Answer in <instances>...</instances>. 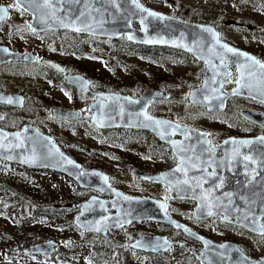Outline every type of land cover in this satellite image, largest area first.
I'll return each instance as SVG.
<instances>
[{
    "label": "rangeland",
    "instance_id": "rangeland-1",
    "mask_svg": "<svg viewBox=\"0 0 264 264\" xmlns=\"http://www.w3.org/2000/svg\"><path fill=\"white\" fill-rule=\"evenodd\" d=\"M143 5L160 12L171 14L191 22H203L214 25L226 38L238 45L254 44L257 32L248 28V23H264V14H253V0H137ZM0 4L13 5L14 0H0ZM30 16L21 14L14 8L9 9V18L0 27V42L17 49L29 48L38 56L58 60L67 72H78L91 79L97 90L119 91L138 96L144 88L163 89L170 94L168 99H155L148 110L151 114L162 115L185 123L207 125L216 131H230L228 127H219L221 117L207 116L202 110L191 106L188 101L190 88L200 85L206 71L202 63L181 56L173 57L162 50L157 51L158 64L147 61L139 55L123 52L113 45L112 40L86 41L78 34L39 35L29 28ZM121 44H118L120 46ZM72 46V47H71ZM74 48L78 51H74ZM10 66L3 75L8 80V87L13 91L24 90L27 100L25 107L15 114L19 122L26 119L40 130L58 139L61 148L73 156L82 166L97 167L106 171L115 186L130 194L151 195L166 198L163 188L135 181L134 177L121 166L122 157L130 151L139 150L141 143L128 140H145L149 135L141 131H107L98 133L90 121V112L86 106L90 97L78 93L65 82L62 74L51 73L33 65ZM171 86V87H170ZM53 107H69L82 111L76 121H66L51 114ZM96 128V127H95ZM97 129V128H96ZM117 140L115 144L103 143V137ZM130 137V138H127ZM144 161L157 167L164 164L154 156L145 154ZM153 167V166H152ZM20 181L27 185L33 199L39 202L56 204L57 214L43 216L37 222H30L23 214H16L7 206L8 195L1 191L2 186ZM82 191V192H81ZM93 190L80 189L77 184L53 171L30 170L18 164L0 160V264H90L94 257L92 242L104 244L108 258L119 264H167L166 262L180 254L182 248L150 255L133 250L128 246L130 231L143 233L158 232L153 223H136L132 226L109 232L114 243L107 244L95 233H88L73 224V216L79 211L81 200ZM172 214L189 222L192 204L190 202H170ZM206 229L216 238L222 235L235 239L247 254L255 259L264 253V240L241 231H229L222 228L215 220L206 224ZM87 234V236H86ZM224 236V237H225ZM52 238L60 245L53 255H24L22 248L34 242ZM72 239L71 245L63 240ZM104 242V243H103ZM116 254V255H115ZM111 264V263H109ZM116 264V263H115Z\"/></svg>",
    "mask_w": 264,
    "mask_h": 264
},
{
    "label": "water",
    "instance_id": "water-1",
    "mask_svg": "<svg viewBox=\"0 0 264 264\" xmlns=\"http://www.w3.org/2000/svg\"><path fill=\"white\" fill-rule=\"evenodd\" d=\"M137 3L159 15L149 16L148 12L141 11L137 7ZM0 6L6 5L0 4ZM54 7L55 15L52 7H45L43 0H37V4L31 10L25 11L30 16V28L32 30L34 28L36 32L66 29L109 40L125 37L128 42L134 44L182 51L204 64L208 73L202 78L200 85L190 89L188 100L192 104L205 107L207 111L221 110L225 99L230 95L245 94L252 97L255 95L250 90L242 92L237 81L236 87L230 92H223L222 86L229 73L228 66L240 61L246 62L252 55L224 42L220 38L218 29L212 24L187 21L143 5L139 1L134 3L133 0H58ZM7 19L8 17L4 21ZM208 28L213 31L211 33L206 31ZM222 45L246 53L247 57L228 52ZM9 61L34 63L37 58L31 51H18L0 44V64ZM42 62L57 72L65 71L64 66L56 60L43 59ZM65 81L78 93L93 98L87 105V110L91 113V123L100 130L130 128L148 131L161 141L172 145L173 149H178L173 143L174 135L184 137L205 134L201 129L172 118L149 113L148 107L152 100L168 97L164 92L147 88L143 89L140 95L132 96L119 91L96 90L92 87L91 80L78 72L66 74ZM234 89L237 91L234 92ZM0 102L21 107L23 97L16 93L0 92ZM51 113L56 118L69 121L77 120L80 115L78 110L63 107H54ZM155 121H168L171 126L157 125ZM175 125H179V129H176ZM226 144L224 143L221 148ZM237 150L239 154L249 153L246 147ZM237 150L228 152L226 157H239ZM217 153L219 154V150ZM0 160L30 170L53 171L73 180L79 188L106 195L91 194L81 201L79 211L73 216V224L82 231L96 233L109 239L107 233L111 229H120L137 221L161 222L181 229L187 236L201 242V246L193 247L194 257L201 264H255V262L264 264V253L260 258L255 259L242 251L235 242H216L195 232L186 223L173 218L168 213L166 201L152 196L129 194L113 186L108 174L99 168L82 166L61 149L52 135L32 124H24L16 130L0 128ZM69 160L73 163H68ZM135 173L148 181L166 185L171 198L196 199L198 204L194 213L198 218L220 214L222 221L264 236V231H261L264 228L262 221L264 186L258 185L255 189H246L245 192L243 191L245 194L242 195L238 187L235 191L230 185L225 186L226 188L216 187L219 182L213 179L201 181L200 183L204 184H200V188L202 185L204 189L198 190L200 188L196 185L199 182L193 180L191 173L181 172L180 168L179 170L171 168L160 173L135 170ZM229 174L228 170L227 177ZM184 181L188 183L185 184ZM132 236L133 240L129 243V247L145 253H164L174 245L181 244L180 241L161 234L139 235L137 232H132ZM63 243L69 246L73 241L66 238ZM58 247L57 240L48 238L25 245L22 253L34 256L53 255Z\"/></svg>",
    "mask_w": 264,
    "mask_h": 264
},
{
    "label": "flooded vegetation",
    "instance_id": "flooded-vegetation-1",
    "mask_svg": "<svg viewBox=\"0 0 264 264\" xmlns=\"http://www.w3.org/2000/svg\"><path fill=\"white\" fill-rule=\"evenodd\" d=\"M253 1L255 4L253 9H252L253 14H260V15L264 14V0H253ZM8 18H9V16H8ZM4 22L0 23V27L3 25ZM247 27L250 28V30L257 32L256 39L254 41L255 43L251 44V45H238V44L234 43L233 40L226 38L225 35L220 30H218L220 38L224 42L250 53L252 55V57L255 58V61H259V63H256L255 61L247 58L246 62L240 61L239 63H234V64L229 65L228 66V71H229L228 78L224 82V84L222 86V90L224 93H228L233 88H235L237 83L239 82L240 90L242 92H246V91L250 90L251 92L255 93V95L253 97L245 95V94L230 95L225 99L224 107L218 111H207L205 107L197 106V105L189 102L191 104V106H193L194 108H196L198 110H202L203 113L206 114L207 116L221 117V120L219 122V127H228V128H230V131L223 132L222 131L223 129H219V131H216L214 128L207 126V125L201 126L199 123H196V122L185 123V122H181V121L177 120L181 123H184L186 125L201 129L205 132V134H203V135H192V136H184V137L181 135L172 136V139L175 142V147L178 148L179 149L178 150L175 148L173 149L172 145L161 141L158 137H156L155 135H153L152 133H150L148 131L135 130V129H130V128L109 129V130H100L99 129L100 131H118V132H121V131H126V132L141 131V132H147L149 135L146 136L145 140H136L135 139V140L125 141V139L123 138V142L126 143L125 146L123 147L124 150H125L126 146L129 144V142L131 141L133 143H137V142L141 143V145H142L141 148H145V151H139V150L130 151V147H128L129 150H127V153H130V155H125L121 158L122 159L121 166L124 169H126L134 177L135 181H143L149 185L159 186V187L163 188V191L166 194V198L165 199L158 198V197H155V198L162 199V200L166 201V203L168 205V213L170 216H172L173 218H175L179 221L186 223L195 232H197L203 236H206V237H208V238H210L216 242L233 241L246 254H247V252L240 246V244L235 239H233L229 236H225V235H222V238H219V239L214 238L211 235V233H209L206 230V229H209L206 226V224L215 220L216 222H218V224L222 228L229 230V231H241V232H244L246 234L252 235L254 237H261L263 240H264V236H260V235L250 233L246 229H244L238 225H235V224L230 223V222L222 221L220 214H212L209 217L198 218L194 213V210L198 204L196 199H193V198H189V199L171 198L169 196L168 187L166 185L148 181V180L144 179L143 177H141L140 175H138L137 173H135V170H140V171H144L147 173H160L164 170H168L171 168H177V169L180 168L181 172L187 171V172L191 173L193 175V180L198 181L199 184H202V183H200L201 181L205 182L204 180L211 181V179H213L214 181L219 182V184H222L221 187H225L227 185H230L234 191L237 190L236 188L238 187V189H240L242 191V193H241L242 195L245 194L244 192L246 189H255V187H258V185H260L262 187L264 186V143H260L259 139H258L260 137H264V95H262V94H264V68L261 67V64H264V23H260V24L256 23V22L252 23V24L248 23ZM216 29H218V28H216ZM34 32L39 34L40 36L45 35V34H52V35L56 34V35L61 36L64 33L65 34H78L79 37L82 35H85V34H79L76 32H72V31H69L66 29L65 30H47L44 32L34 31ZM0 44H4V43L0 42ZM4 45H6V44H4ZM7 46L14 49V50H18V51H31L29 48L17 49V48H14L12 46H9V45H7ZM75 51L77 52L78 49L76 48ZM177 51H179V50H177ZM31 52L37 58V61L34 63L27 62V61H9V62H5L3 64H0V92H2V93H16V94H20L23 97V105L21 107L12 106V105L4 104V103L0 102V128L6 129V130H16V129H19L20 127H22L24 124L34 125L32 122H30L26 119L19 122V116H17L15 113L18 110L23 109L25 107L27 97H26L24 90L13 91L12 89H10L8 87V80L3 77V75L7 74L4 71L5 69H7L10 66H15V69H18L19 68L18 66L33 65V66H37L40 69L45 70L47 72H51V73L54 72L57 74H62V75H64V77L68 73H74V72H67L65 67H64L65 71L63 73L57 72L42 62L43 59H52V60H56V59L38 56L33 51H31ZM56 61H58V60H56ZM197 62H199V61H197ZM203 66H204V64H203ZM204 68H205V66H204ZM205 71H206V73H205V75H206L208 73L206 68H205ZM201 81H202V79H201ZM236 81H237V83H236ZM91 83H92V81H91ZM92 87L94 88L93 83H92ZM194 87H196V86H194ZM144 89H147V88H144ZM150 89H154V88H150ZM167 90L163 89V91H161V92H164L168 95V97L165 99H168L170 97V94H168L166 92ZM103 91H112V90L109 89V90H103ZM158 91H160V90H158ZM187 98H188V96H187ZM91 99L93 100V98H91ZM151 102H150V104H151ZM63 108H69V107H63ZM70 109H74V108H70ZM86 110H87V106H86ZM79 114H80L79 115V118H80L82 111H79ZM90 117H91V113H90ZM62 120H65V119H62ZM66 121H69V120H66ZM74 121H76V120H74ZM34 126H36V125H34ZM103 138H104L102 140L103 143L115 144L117 141L115 139V136L112 138L104 136ZM127 138H130V137H127ZM54 139L57 141V143L59 142L57 138L54 137ZM233 140H236V141L251 140V141H253V143L246 145V146H241L239 144H234L232 142ZM226 142H227V144L221 148V146ZM59 146H60V144H59ZM243 147L248 148L249 153L237 154V155H239V157H233V158H230L229 156H228L229 158L226 157V154L228 152H233V151L237 150L238 148H243ZM181 149H186V151H182ZM217 150H219V154L217 153ZM145 154H147L149 156H154L155 158L161 160L162 163L164 164V166H162V167L158 166L157 167V162H155V161L151 162V164L146 163L143 159ZM222 154H224V155H222ZM68 155H70V154H68ZM244 156H250V157H252V160H245ZM189 157H191L192 159L189 160ZM253 161H255V163H253ZM193 164H196L197 167L193 168L192 167ZM88 168H92V167H88ZM95 168H97V167H95ZM204 169H206V170H204ZM228 170L230 172L229 177H227V175H226V172ZM102 171H104V170H102ZM104 172L106 174H108L106 171H104ZM212 173H215V175H212ZM202 175H204L206 177H201ZM108 176H109V180H110L111 184L113 186H115L114 183L112 182V179H111L109 174H108ZM202 185H201V188L199 187L200 189H198V188L197 189L198 190L204 189V186H202ZM115 187H117V186H115ZM117 188L120 189L119 187H117ZM80 189H82V188H80ZM120 190H122V189H120ZM122 191H124V190H122ZM247 194L248 193H246V195ZM251 194L253 195V193H251ZM98 195L106 196L103 194H98ZM134 195H137V194H134ZM143 196H151V195H143ZM152 197H154V196H152ZM172 201H174V202L187 201V202H190L192 204L191 220L189 222L184 221V220L176 217L175 215H173L171 213L172 212L171 211L172 206H170V202H172ZM262 221L264 223V217L262 218ZM136 223H153V224L158 226L159 231L158 232H150L148 234L166 235L169 239L177 240V241L181 242V244H179V245H174L169 251L173 250L174 248H182V249H185L184 253H190L194 257L193 247L202 245L200 241L194 239L193 237L187 236L181 229L174 228L171 225L161 223V222L137 221V222H133L127 226H124L122 228L132 226L133 224H136ZM122 228H120V229H122ZM120 229H116V230H120ZM111 231H114V230H112V229L108 230V233H107L108 236L110 237L109 239H106L105 237L98 235L96 233L95 234L100 236L99 238L103 239L104 242H106V241L110 242V243L112 242V244L119 246L116 243H114V239L110 236L109 232H111ZM132 232H137L139 235L146 234V233L138 232L135 230L130 231L129 234H130L131 241L133 240ZM131 241H129V243ZM129 243H128V246H129ZM59 245H60V243H59ZM133 250H135V249H133ZM136 251L143 252L140 250H136ZM169 251H167V252H169ZM143 253H145V252H143ZM164 253H166V252H164ZM145 254L158 255V254H162V253H145Z\"/></svg>",
    "mask_w": 264,
    "mask_h": 264
},
{
    "label": "trees",
    "instance_id": "trees-1",
    "mask_svg": "<svg viewBox=\"0 0 264 264\" xmlns=\"http://www.w3.org/2000/svg\"><path fill=\"white\" fill-rule=\"evenodd\" d=\"M84 41H86V38L94 40V41H106V39L103 38H97L89 35H82L80 36ZM113 45H115L117 48H121L123 52L139 55L142 58H145L147 61H152L155 64H158V58L160 57L157 55L158 50H162L164 52L170 53L171 56H181L183 58H189L193 61H196L194 58H192L190 55L177 51L171 48L167 47H148L144 45L134 44L131 42H128L124 37L112 40ZM118 44H121L118 46ZM75 51V48H74ZM161 58V57H160ZM159 58V59H160ZM113 89V88H109ZM123 92V90H121ZM94 130L101 134H106L107 131H100L99 129H96L93 127ZM3 162V161H2ZM27 185L24 183H21L20 181L17 182H11L8 184V186H2L1 192L4 193V195H8L9 197L5 199V201H8L7 206H9V210H15L16 214H23L28 217L30 222H37L39 218H42L43 216H52L57 214V207L56 204H50L46 202H39L29 193L28 188H26ZM82 192V191H81ZM87 236V234H86ZM34 242L40 240L39 238L33 239ZM98 241L92 242V251L94 252V257L90 261V264H119L117 261L110 260L108 258V254L105 251V246H102L104 244L100 243L97 244ZM104 243V242H103ZM107 244H110L106 241ZM116 255V254H115ZM167 264H201L199 261H197L192 254L190 253H184L180 254L179 256L173 257L169 259Z\"/></svg>",
    "mask_w": 264,
    "mask_h": 264
},
{
    "label": "snow or ice",
    "instance_id": "snow-or-ice-1",
    "mask_svg": "<svg viewBox=\"0 0 264 264\" xmlns=\"http://www.w3.org/2000/svg\"><path fill=\"white\" fill-rule=\"evenodd\" d=\"M55 2H58V0H43V5L45 7H52L53 8V15H55V11H56L55 10V7H54ZM133 2L136 3L137 0H133ZM36 4H37V0H14V4L13 5L0 6V22L4 21L9 16V9L10 8H14L16 11H20L21 14H22L25 11L31 10ZM137 7L140 8L141 11L148 12V15L149 16H158L159 15V14H157L155 12H150L149 10L143 8V6L142 5H139L138 3H137ZM65 26H67V25H65ZM29 27H31V25H29ZM79 30L80 29H77V31H79ZM33 31H35L34 28H33ZM206 31H208V32L211 33L213 30L211 28H208V29H206ZM129 39H131V37H129ZM149 42H152V41H149ZM217 43H219V40H217ZM222 47L225 48L228 52H233V53H236L238 55H242V56H246L247 57V54L246 53H240L236 49L230 48L227 45H222ZM248 59H251V60L255 61V58L254 57H248ZM255 62L256 63H259V61H255ZM261 67L264 68V64H261ZM213 68H215V65H213ZM213 79H215V76L213 77ZM233 91L236 92L237 90L234 89ZM262 95H264V94H262ZM148 119H151V117H148ZM155 123L157 125L171 126L170 122H168V121H155ZM174 127L176 129H179V125H175ZM258 139H259V142L260 143H264V137H260ZM232 142L234 144H239L241 146H246V145H249V144H252L253 143V141H251V140H240V141L233 140ZM173 143L175 144V142H173ZM181 150L182 151H186V149H181ZM237 154H239V150H237ZM191 159L192 158L189 157V160H191ZM244 159L245 160H252V157H250V156H244ZM68 163L71 164L73 162L71 160H69ZM253 163H255V161H253ZM192 167L193 168H196L197 165L196 164H193ZM177 170H179V169H177ZM204 170H206V169H204ZM212 175H215V173H212ZM105 179H107V178H105ZM184 183L187 184L188 181H184ZM196 186L197 187H200V184L197 183ZM221 186H222V184L216 185V187H221ZM209 195H211V192H209ZM125 199H127V197H125ZM162 207H163V205H162ZM209 214H211V213H209ZM225 219H227V217H225ZM178 227H181V226L178 225ZM97 230H99V229H97ZM185 231H189V230L188 229H185ZM261 231H264V228H262ZM255 264H260V262H255Z\"/></svg>",
    "mask_w": 264,
    "mask_h": 264
}]
</instances>
